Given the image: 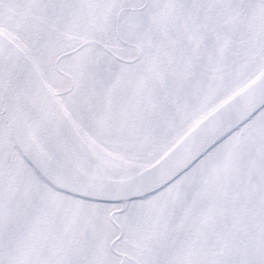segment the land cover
Segmentation results:
<instances>
[{"label":"snow or ice","instance_id":"obj_1","mask_svg":"<svg viewBox=\"0 0 264 264\" xmlns=\"http://www.w3.org/2000/svg\"><path fill=\"white\" fill-rule=\"evenodd\" d=\"M0 264H264V0H0Z\"/></svg>","mask_w":264,"mask_h":264}]
</instances>
